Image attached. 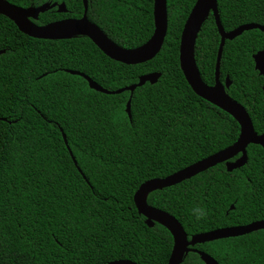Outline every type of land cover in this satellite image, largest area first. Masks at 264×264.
I'll list each match as a JSON object with an SVG mask.
<instances>
[{"label":"trees","instance_id":"trees-1","mask_svg":"<svg viewBox=\"0 0 264 264\" xmlns=\"http://www.w3.org/2000/svg\"><path fill=\"white\" fill-rule=\"evenodd\" d=\"M26 9H51L36 26L80 19L82 0H5ZM196 0H166L167 32L149 62L126 66L103 55L87 38L31 39L0 15V264H167L172 237L145 225L133 196L151 179H164L232 145L239 125L198 97L179 68L183 25ZM224 32L264 27V0H216ZM153 0H87V20L114 45L133 50L153 33ZM219 35L210 14L198 33L194 60L203 83L214 84ZM264 33L250 30L225 41L219 81L264 133V78L252 56ZM83 74L113 92L158 73L154 85L130 94L103 95L65 71ZM71 156L63 142L62 133ZM247 162L230 173L218 164L147 196L146 204L173 216L188 240L200 233L264 221V151L246 149ZM239 156V155H238ZM233 160V159H232ZM233 206L234 209L229 211ZM205 209L196 220L192 210ZM218 264H264V230L196 245ZM181 264H203L188 253Z\"/></svg>","mask_w":264,"mask_h":264},{"label":"water","instance_id":"water-1","mask_svg":"<svg viewBox=\"0 0 264 264\" xmlns=\"http://www.w3.org/2000/svg\"><path fill=\"white\" fill-rule=\"evenodd\" d=\"M82 4L83 14L80 19H63L48 23L44 26H36L31 21H36L40 14H44L54 8L56 9V13L65 14L66 9L63 3H45L36 8L29 7L22 9L9 4L5 0H0V15L11 21L20 33L31 39L56 41L72 37H85L107 58L126 66H135L149 62L160 52L167 32L166 0H153L152 36L142 46L133 50H124L114 45L95 25L87 20V0H82ZM210 14L214 19L220 39L214 67V84L212 86H208L202 82L194 60V47L198 33ZM250 30H259L264 33V27L255 24L242 25L230 32H224L219 20L216 0H196L183 25L179 41L178 61L180 71L186 83L198 97L231 116L239 125V136L229 147L164 179L148 180L141 184L134 193L133 204L138 215L144 217L145 225L152 228L154 224H158L164 227L172 237V249L167 264H181L185 256L190 252L198 255L203 264H218L209 255L194 250L193 247L218 240L242 237L264 230V221H257L244 226L228 227L200 233L193 235L188 240L181 224L173 216L146 204L147 196L150 193L180 184L218 164H224L228 173L241 168L247 162L246 149L249 145L259 146L264 151V133L257 135L254 132L252 122L245 109L226 94L225 89H228L231 85L228 78L225 79L224 85L219 81V66L225 41H232L242 33ZM3 53L4 51H0V55ZM252 60L254 70L259 76L264 78V50L255 53L252 56ZM65 72L71 76L83 78L87 82L90 90L103 95H118L123 92H128L130 96L125 106V113L129 120L131 119L130 98L134 90L144 86L146 83L154 85L160 78L158 73H151L141 76L138 79V83L134 85L110 92L96 85L79 72L69 70ZM262 90H264V82ZM62 139L75 167L81 173L67 146L63 133ZM238 155L239 158L237 160L230 161ZM233 208L231 206L229 210L232 211ZM109 264L134 263L127 260H120Z\"/></svg>","mask_w":264,"mask_h":264},{"label":"clouds","instance_id":"clouds-1","mask_svg":"<svg viewBox=\"0 0 264 264\" xmlns=\"http://www.w3.org/2000/svg\"><path fill=\"white\" fill-rule=\"evenodd\" d=\"M192 213L195 217L196 220H200L202 219L205 215H206V212H205V209L202 208V207H196L192 210Z\"/></svg>","mask_w":264,"mask_h":264},{"label":"flooded vegetation","instance_id":"flooded-vegetation-1","mask_svg":"<svg viewBox=\"0 0 264 264\" xmlns=\"http://www.w3.org/2000/svg\"><path fill=\"white\" fill-rule=\"evenodd\" d=\"M239 158V156L233 158V160H230L231 162L234 161V160H237Z\"/></svg>","mask_w":264,"mask_h":264},{"label":"rangeland","instance_id":"rangeland-1","mask_svg":"<svg viewBox=\"0 0 264 264\" xmlns=\"http://www.w3.org/2000/svg\"><path fill=\"white\" fill-rule=\"evenodd\" d=\"M234 209V208H233ZM230 211V210H229Z\"/></svg>","mask_w":264,"mask_h":264},{"label":"bare ground","instance_id":"bare-ground-1","mask_svg":"<svg viewBox=\"0 0 264 264\" xmlns=\"http://www.w3.org/2000/svg\"><path fill=\"white\" fill-rule=\"evenodd\" d=\"M161 224V223H160Z\"/></svg>","mask_w":264,"mask_h":264}]
</instances>
